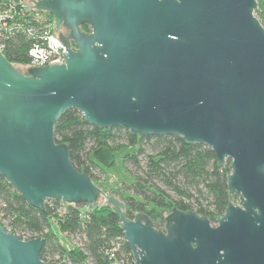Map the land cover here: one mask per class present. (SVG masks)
Listing matches in <instances>:
<instances>
[{"label": "water", "instance_id": "obj_1", "mask_svg": "<svg viewBox=\"0 0 264 264\" xmlns=\"http://www.w3.org/2000/svg\"><path fill=\"white\" fill-rule=\"evenodd\" d=\"M20 2L69 29L60 33L67 60L25 74L0 50V175L40 210L52 198L96 205L101 187L55 139V125L70 109L103 129L184 137L211 147L220 165L230 159L228 189L239 203L231 201L215 223L175 207L163 230L146 213L128 217L124 202L106 195L131 264H264V26L257 0ZM44 241L22 239L0 222V264H47Z\"/></svg>", "mask_w": 264, "mask_h": 264}, {"label": "trees", "instance_id": "obj_2", "mask_svg": "<svg viewBox=\"0 0 264 264\" xmlns=\"http://www.w3.org/2000/svg\"><path fill=\"white\" fill-rule=\"evenodd\" d=\"M257 2L256 15L264 26V0ZM80 29L91 32L88 24ZM28 49L29 42L17 36L8 42L4 54L11 65L28 64ZM54 130L56 142L68 145L71 162L94 182V172L106 174L105 169L115 163L117 151L126 149L124 169L133 180L123 182L120 200L128 217L146 212L163 226L165 214L176 207L207 216L215 223L238 198L228 189L230 159L220 165L207 145H190L176 135H141L122 126L99 128L88 124L77 109L64 112ZM52 219L58 220L60 231L78 239L76 248L67 249L62 244ZM0 222L25 240L43 236L40 254L47 264H59L65 258L69 264H110L111 260L131 264L133 260L119 213L109 202L84 206L52 198L45 210H40L0 175Z\"/></svg>", "mask_w": 264, "mask_h": 264}, {"label": "built area", "instance_id": "obj_3", "mask_svg": "<svg viewBox=\"0 0 264 264\" xmlns=\"http://www.w3.org/2000/svg\"><path fill=\"white\" fill-rule=\"evenodd\" d=\"M20 1L0 0V50L3 54L12 38L23 36L29 42L30 68L46 67L57 60L66 62L67 47L55 26L56 19L51 13L35 6L29 7ZM22 1L28 5H36L39 0ZM115 250L117 249L112 250L111 258ZM112 262L126 264L111 260Z\"/></svg>", "mask_w": 264, "mask_h": 264}, {"label": "rangeland", "instance_id": "obj_4", "mask_svg": "<svg viewBox=\"0 0 264 264\" xmlns=\"http://www.w3.org/2000/svg\"><path fill=\"white\" fill-rule=\"evenodd\" d=\"M13 65L16 69H18L19 71L25 74H27L28 70L30 69L28 64L13 63ZM125 153H126V149L124 148L117 151L115 155V163L113 166L107 167L105 169L106 174L101 173L98 170L94 172L96 173V183L99 184L103 193L105 194V195L104 194L99 195L100 197L98 200V204L108 203L106 195L112 196L115 198H118L119 196V199H120V196L123 197V195H121V192H120L121 191L120 188L123 187L122 186L123 182L129 183L130 181L133 180V177L127 172H125V169H124L123 156L125 155ZM118 190L120 193L118 192ZM233 202L239 203V198L233 200ZM52 220H53V229L54 231L58 233L62 244L67 249L76 248L79 243L78 239L77 238L73 239L69 237L65 232L63 233L62 231H60L58 220L57 219H52ZM65 260L67 259L65 258L62 261H65ZM88 264H91V263H88Z\"/></svg>", "mask_w": 264, "mask_h": 264}, {"label": "flooded vegetation", "instance_id": "obj_5", "mask_svg": "<svg viewBox=\"0 0 264 264\" xmlns=\"http://www.w3.org/2000/svg\"><path fill=\"white\" fill-rule=\"evenodd\" d=\"M57 30H59L60 31V33L61 34H64V35H67L68 33H69V29H67L65 26H63V25H61V26H59L58 28H57ZM71 46L72 47H75L76 46V44H75V42L73 41V40H71ZM143 213H146V212H143ZM170 212H167L166 214H165V222H164V225L163 226H160L158 223H157V219H155L153 216H150V218H151V220H152V222H153V224H154V226L155 227H157L158 229H163V230H165V224H166V217L168 216V214H169ZM138 214V213H137ZM147 214V213H146ZM148 215V214H147ZM149 216V215H148ZM134 258V257H133Z\"/></svg>", "mask_w": 264, "mask_h": 264}]
</instances>
